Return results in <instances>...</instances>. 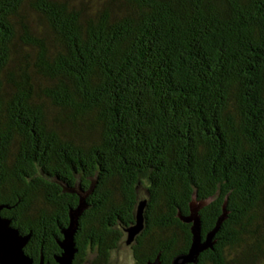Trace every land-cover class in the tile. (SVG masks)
<instances>
[{
    "label": "trees",
    "instance_id": "16d2710c",
    "mask_svg": "<svg viewBox=\"0 0 264 264\" xmlns=\"http://www.w3.org/2000/svg\"><path fill=\"white\" fill-rule=\"evenodd\" d=\"M135 264H170L226 200L194 264H264V0H0V214L54 264L105 260L134 221ZM191 264V263H190Z\"/></svg>",
    "mask_w": 264,
    "mask_h": 264
},
{
    "label": "water",
    "instance_id": "95a60500",
    "mask_svg": "<svg viewBox=\"0 0 264 264\" xmlns=\"http://www.w3.org/2000/svg\"><path fill=\"white\" fill-rule=\"evenodd\" d=\"M78 194V204L75 208L68 210L69 221L67 226L60 229L62 238L57 240L61 248V253L57 256V264H72L77 247L75 245L74 234L78 226V217L85 210V196L80 188H76ZM210 199L198 200L195 193L192 194L188 203V214H181L178 211L177 216L186 223H190L191 242L185 252L174 255L170 264H194L198 260L199 254L213 246V236L219 230L220 225L226 217L225 205L222 206V213L217 217L212 228L202 233V221L199 210L209 203ZM146 199L138 201L134 214V221L124 228L127 238L126 243L130 244L135 236L144 228V208ZM3 206H0V210ZM30 239V233H20V231L11 225V219L0 214V264H33V259L25 253L24 247ZM38 264H43L42 258ZM148 264H160L159 257L148 262Z\"/></svg>",
    "mask_w": 264,
    "mask_h": 264
},
{
    "label": "rangeland",
    "instance_id": "374dc122",
    "mask_svg": "<svg viewBox=\"0 0 264 264\" xmlns=\"http://www.w3.org/2000/svg\"><path fill=\"white\" fill-rule=\"evenodd\" d=\"M146 195L145 183L137 186V198L138 201L143 199ZM127 234H123L120 239L117 248L111 251L109 264H133L132 251L130 244L126 243ZM91 258V255H87L84 260ZM86 264V262H85Z\"/></svg>",
    "mask_w": 264,
    "mask_h": 264
},
{
    "label": "flooded vegetation",
    "instance_id": "af4514ba",
    "mask_svg": "<svg viewBox=\"0 0 264 264\" xmlns=\"http://www.w3.org/2000/svg\"><path fill=\"white\" fill-rule=\"evenodd\" d=\"M181 213V212H180ZM182 214V213H181ZM185 215V214H184ZM144 220H145V216H144ZM146 221V220H145ZM145 221H144V226H145ZM133 222H131L130 224H132ZM186 223V222H185ZM130 224H128V226L130 225ZM187 224H190V223H187ZM126 226H123L122 227V229H123V234H125L126 232H125V230H124V228H125ZM63 228V227H62ZM61 229V228H60ZM144 229V228H143ZM142 229V230H143ZM142 230H141V232H142ZM77 231V230H76ZM61 232V231H60ZM141 232L140 233H138L137 235H139V234H141ZM76 233V232H75ZM136 235V236H137ZM135 236V237H136ZM74 240H75V234H74ZM120 241V240H119ZM119 243V242H118ZM137 243V240H135V238L133 239V241L130 243V248H131V251H132V248H133V246L135 245ZM75 245H76V242H75ZM117 246H118V244L115 246V248H117ZM77 247V246H76ZM60 248V247H59ZM114 248V249H115ZM113 249V250H114ZM112 251V250H111ZM111 251H109V253H108V256H107V258L105 259V260H98L97 259V257L95 256V252H92L90 249H86L85 251H84V253H79V255H78V247H77V252L75 253V255H74V258H73V260H72V264H85V262H86V264H109V258H110V253H111ZM61 253V248H60V252L58 253V254H55L54 255V264H57V262H56V258H55V256H57V255H59ZM91 255V258H88V260H84L85 259V257L87 256V255ZM159 257V256H158ZM32 258V257H31ZM42 258V261H43V264H50V262L48 261V262H44V258H43V255L41 254L40 255V257H39V261H38V263L40 262V259ZM132 258H133V255H132ZM33 259V258H32ZM38 263H35L34 262V259H33V264H38ZM133 264H135V259L133 258ZM160 264H161V260H160Z\"/></svg>",
    "mask_w": 264,
    "mask_h": 264
}]
</instances>
